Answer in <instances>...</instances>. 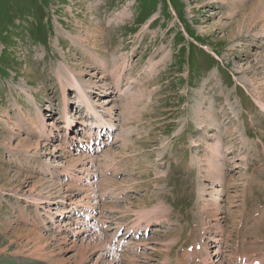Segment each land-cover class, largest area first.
<instances>
[{
	"label": "rangeland",
	"instance_id": "rangeland-1",
	"mask_svg": "<svg viewBox=\"0 0 264 264\" xmlns=\"http://www.w3.org/2000/svg\"><path fill=\"white\" fill-rule=\"evenodd\" d=\"M0 18V264H196L219 236L212 261L264 255V0H0ZM67 72L116 125L97 152Z\"/></svg>",
	"mask_w": 264,
	"mask_h": 264
},
{
	"label": "bare ground",
	"instance_id": "bare-ground-1",
	"mask_svg": "<svg viewBox=\"0 0 264 264\" xmlns=\"http://www.w3.org/2000/svg\"><path fill=\"white\" fill-rule=\"evenodd\" d=\"M100 54V53H99ZM98 54V55H99ZM103 68V67H102ZM67 73H69L68 74V76H69V78L66 76V75H64L65 76V78H61L60 79V82H61V84H62V88H63V93H64V104H65V111H66V118H67V121L69 122L70 120H71V122H72V124H74V121H73V118L71 117V119H70V116L68 115V114H70L69 112H67V108H68V98H67V83H69L71 86H72V90H74V91H77V93H78V101H79V103H80V105H82L86 110H87V114L89 113L90 115H92V116H94V120H88L87 119V116H85V119H82L81 120V124L83 125V127L84 128H82V126L81 127H79L81 130H79L78 131V133H82L83 132V130H87V137L89 138V140L90 139H92V135H93V131H92V129H91V127H90V125H94L95 123V129H96V127H102V128H104V127H106V125H105V122H107L108 124H109V128H111L112 126H114L115 125V123H114V120L112 119V116L108 113V110H106V112H98V110H97V107H96V105L94 104V102H93V100H92V97H91V95L86 91V88L83 86V84L80 82L81 81V78H83V74H82V72H81V78L79 79L78 77H77V75L76 74H74L73 72H67ZM62 77V76H61ZM95 86H96V88H95ZM92 88H93V91H100V90H98V89H101V87H98V84H94V86H92ZM68 90H70V88L68 89ZM263 99V98H262ZM262 99H261V97L259 98V102L262 104L263 103V105L262 106H264V102L262 101ZM263 109H264V107H263ZM106 115H108L109 117H107ZM95 121V122H94ZM41 122H42V131L40 130V132H41V134L40 135H42V136H44L43 135V133H46L45 132V130L47 129V127H48V125L46 124V121L44 120H42L41 119ZM51 125H53L54 126V123H52L51 122ZM89 125V126H88ZM116 126V125H115ZM87 128V129H86ZM89 128V129H88ZM104 130V129H103ZM102 131V130H101ZM102 132H100L99 134H101ZM48 138H49V136H47ZM45 138V137H44ZM26 139V138H25ZM47 139V138H46ZM50 139V138H49ZM117 139V138H116ZM33 140V139H32ZM39 140L40 139H38L37 138V144H36V146H38L40 143H39ZM81 140V139H80ZM85 140H87V139H82V141H85ZM20 141V140H19ZM79 141V140H78ZM39 143V144H38ZM68 143H70V142H68ZM105 143H108L107 141L106 142H104V144ZM29 144V143H28ZM100 144V143H99ZM89 147V150H92L93 148L91 147V146H88ZM37 148H39V147H37ZM98 148H100V147H98ZM30 149V148H29ZM102 149V148H101ZM100 149V150H101ZM38 150V149H37ZM93 150H96V149H93ZM90 152H92L93 153V151H90ZM88 153V154H84L85 156H83V158H76V157H72L71 159H69V162L70 163H72V164H76V162H81L80 164H82L81 166H79V167H77V171L79 172V173H76L75 172V174H76V176L77 177H79V178H83L82 176V174L81 173H86L87 174V179L89 178V177H92V175H93V177H95V174H94V172L92 171V169L89 167V166H87L86 167V165L87 164H89L91 161H93L94 159V156L95 155H93V154H91V153ZM82 153V152H81ZM89 156L90 157H92V159H90L89 158ZM97 157V156H96ZM98 158V157H97ZM108 158V157H107ZM82 160V161H81ZM93 165V164H92ZM94 166V165H93ZM92 166V167H93ZM211 167H212V165L210 164V161H209V164H208V169H207V172H208V174H211V173H213L212 172V169H211ZM214 168V167H213ZM76 169V168H75ZM211 169V170H210ZM89 181H90V179H89ZM94 181V180H93ZM58 182V181H57ZM53 184V183H52ZM52 184H49V185H52ZM54 184H55V182H54ZM34 185V184H33ZM31 186L30 188H33L34 186ZM39 185H40V183H39ZM56 186V185H55ZM95 187V186H94ZM86 190V189H85ZM33 192H34V190H33ZM56 193V192H55ZM31 194V193H30ZM95 196V195H94ZM65 198V197H64ZM35 200H36V202H38V203H43L44 202V200H41V198L39 199V198H34ZM88 199V198H87ZM64 200V199H63ZM63 200L62 201H59L58 203H64L63 202ZM86 199H82V198H80V199H77L76 198V200H71L69 203H70V205H74V207H76V206H82V208L84 207V206H86V207H88V208H91V209H94V204H93V202H92V200H90V199H88L87 201H85ZM206 200V199H205ZM47 201V200H46ZM45 201V202H46ZM75 201H77V202H75ZM50 203H57V201H55L54 199H53V201L51 202L50 201ZM73 203V204H72ZM204 204H205V207H207L208 209H206L207 211L209 210V212L211 211L210 209V207H208L207 205V201L206 202H204ZM160 206V205H159ZM66 207V206H65ZM71 207V206H70ZM70 207H66L64 210H59V209H57V211H56V213L58 214V215H65V211H74V210H72V208H70ZM81 208V207H80ZM216 208L218 209L219 207H217L216 206ZM216 208H214V207H212V209H216ZM154 209V208H153ZM156 210V209H155ZM145 212V211H144ZM148 212V211H147ZM146 212V213H147ZM151 213H153V211L151 210L150 211ZM212 213V215H213V213L215 214V211H213V212H211ZM67 214V213H66ZM209 214V213H208ZM87 215H89L90 217H93V213L92 214H87ZM163 215V214H162ZM151 216V215H150ZM157 217V216H156ZM149 219V218H148ZM165 219H167V220H169L167 217H166V215L164 214L163 216H161V217H157L155 220V222L157 223V224H159V225H163V222H165L166 220ZM150 220V219H149ZM149 220H147V221H149ZM138 222V221H137ZM140 222V221H139ZM152 222H154V221H152ZM151 221L150 222H147V226H152V225H150V224H153ZM135 224V223H134ZM141 226V224L140 223H137V224H135V226ZM18 228V227H17ZM109 227H106V229H108ZM136 229V228H135ZM141 229H143V228H141ZM16 233H21L20 231H16ZM27 233V232H26ZM25 233V234H26ZM29 234V233H28ZM37 236V238H40V237H42V233L41 234H38V233H35ZM34 234V235H35ZM99 235V234H98ZM17 236H18V234H17ZM44 236V235H43ZM21 237V236H20ZM94 237V236H93ZM93 237H90V239L91 238H93ZM96 237H97V235H96ZM199 237V236H198ZM32 238V237H31ZM95 238V237H94ZM93 238V239H94ZM102 238V237H101ZM41 239V238H40ZM64 241H66V238H62ZM42 240V239H41ZM82 240V239H81ZM194 240V239H193ZM94 241V240H93ZM93 241H91V242H93ZM38 242V241H37ZM74 242V241H73ZM207 242H209V241H207ZM207 242H205V245L204 246H206V245H208V247L206 248V254H203V252L201 253V250H200V252L199 251H194V252H190L191 254H187L186 253V256H187V258H189V259H192V258H200V261H201V263H199V264H216V263H214L215 261H217L218 259H215V260H213L212 261V259H213V254H215V255H219L218 253H220V252H222V251H220L219 252V248H220V246H222V242H223V239H222V237H220L219 236V238L216 240V243H214V244H212V245H209V243H207ZM203 243V242H202ZM264 243V242H263ZM146 245L145 246H147V244L148 243H145ZM39 245V244H38ZM37 246V245H36ZM98 246V245H97ZM212 246H216L217 248L212 252V250L210 251V248L212 247ZM152 248V249H154L155 248V244H148V246H147V248ZM188 250V249H187ZM168 251V250H167ZM255 251V249H253V250H242V254L241 253H239L238 251L235 253V256L236 257H238V258H241V263L240 264H257V263H260V264H264L263 263V260H264V255H262V254H260V252L258 251V252H256V253H253ZM108 250L107 249H104V251L101 253V258H108L109 257V255H108ZM83 255V254H82ZM110 256H114V255H110ZM234 256V255H233ZM154 257V256H153ZM262 258V259H261ZM150 260H152L151 258H149ZM96 260H98V258L96 259ZM196 260V259H195ZM227 259H223V261H226ZM196 261H199V260H196ZM232 261V260H231ZM109 262L111 263V264H114L115 263V261H114V257H113V259L111 258V259H109ZM218 262V261H217ZM221 262V261H220ZM219 263V262H218ZM222 263V262H221ZM221 263H219V264H221ZM224 263V262H223ZM234 263V262H233ZM99 264V263H98Z\"/></svg>",
	"mask_w": 264,
	"mask_h": 264
},
{
	"label": "trees",
	"instance_id": "trees-1",
	"mask_svg": "<svg viewBox=\"0 0 264 264\" xmlns=\"http://www.w3.org/2000/svg\"><path fill=\"white\" fill-rule=\"evenodd\" d=\"M0 19H3V18H0Z\"/></svg>",
	"mask_w": 264,
	"mask_h": 264
}]
</instances>
